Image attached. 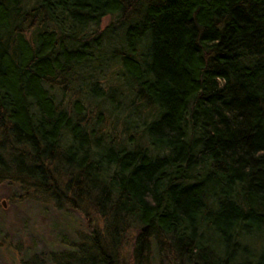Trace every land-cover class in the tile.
Returning a JSON list of instances; mask_svg holds the SVG:
<instances>
[{
  "label": "trees",
  "instance_id": "16d2710c",
  "mask_svg": "<svg viewBox=\"0 0 264 264\" xmlns=\"http://www.w3.org/2000/svg\"><path fill=\"white\" fill-rule=\"evenodd\" d=\"M0 183L57 264H264V0H0Z\"/></svg>",
  "mask_w": 264,
  "mask_h": 264
},
{
  "label": "rangeland",
  "instance_id": "374dc122",
  "mask_svg": "<svg viewBox=\"0 0 264 264\" xmlns=\"http://www.w3.org/2000/svg\"><path fill=\"white\" fill-rule=\"evenodd\" d=\"M88 219L67 203L28 197L19 186L0 183V264H57Z\"/></svg>",
  "mask_w": 264,
  "mask_h": 264
}]
</instances>
